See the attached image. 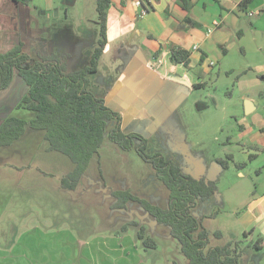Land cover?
<instances>
[{
    "label": "rangeland",
    "instance_id": "1",
    "mask_svg": "<svg viewBox=\"0 0 264 264\" xmlns=\"http://www.w3.org/2000/svg\"><path fill=\"white\" fill-rule=\"evenodd\" d=\"M47 1L32 2L33 44L49 54L68 53L65 60L71 71L87 66L99 38L95 0H76L73 5L53 0L54 7L44 12ZM93 74L88 78L95 82ZM232 83L212 86L207 82L187 92L158 128L146 131V152L162 154L184 174L214 176L217 193L191 208V214L209 233L207 248L244 240L240 264H264V249L245 241L238 220L249 198L264 187V146L256 149L240 137V124L250 121L251 116L242 109L244 93ZM249 93L258 97L257 92ZM199 102L205 104L201 109ZM11 115L29 121L35 112L21 107ZM110 123L108 129L113 125ZM28 132L34 144L41 143L33 161L46 162L48 173L44 184L15 190L14 200L0 223L5 231L1 243L8 242V236L18 239L37 227L33 234L51 231L53 241L66 242L67 261L76 264L187 263L169 227L157 223L139 201L131 199L125 208L113 207L116 198L112 192L116 190L128 191L162 208L168 204L169 189L134 148L122 149L106 132L78 185L72 190L55 189L57 172L68 173L73 163L62 153L44 149L43 130L29 127ZM137 133L144 136L140 129ZM248 154H253L251 159ZM228 155L245 165L237 168ZM216 158L227 159L229 167L220 168ZM34 178L37 174L28 173L24 181ZM132 221L144 227L145 235L155 241L156 247L144 248L137 238L139 226ZM217 231L219 237L214 235ZM82 245V255L78 256Z\"/></svg>",
    "mask_w": 264,
    "mask_h": 264
},
{
    "label": "crops",
    "instance_id": "2",
    "mask_svg": "<svg viewBox=\"0 0 264 264\" xmlns=\"http://www.w3.org/2000/svg\"><path fill=\"white\" fill-rule=\"evenodd\" d=\"M134 1L111 0L107 41L92 75L95 82L89 78L91 91L121 114L123 131L140 129L146 137V131L158 128L196 84L202 87L207 82L214 86L233 81L244 93V114L251 116L250 121L240 124V137L256 149L264 146V98H260L264 97V0H250L244 7L240 6L242 0H192L188 9L179 0H144L147 13L143 17L137 16L139 7ZM32 2L0 0V53L21 43L23 51L31 56L49 54L33 44ZM75 2L64 0L67 5ZM54 5L48 0L44 12ZM209 27L213 30L207 33ZM176 46L190 52L187 66L171 61L170 48ZM26 91L27 85L18 75L8 87L0 89V123L21 108L18 104ZM249 91L257 92L258 97L249 96ZM248 104L250 111L246 112ZM204 106L198 103L199 109ZM34 116L29 121L23 119L26 125L20 137L0 146V223L16 189L45 183L46 162L33 161L41 143L35 145L28 132ZM28 173L37 174V179L25 182ZM55 176L56 189L63 175L57 172ZM239 215L241 230L247 234L245 241L264 249V187L249 198ZM33 230L18 239L11 235L6 237L8 242H0V264L78 263L67 261L66 242L53 241L51 231L33 234ZM4 237L5 231L0 228V241ZM82 251L83 245L78 256Z\"/></svg>",
    "mask_w": 264,
    "mask_h": 264
},
{
    "label": "trees",
    "instance_id": "3",
    "mask_svg": "<svg viewBox=\"0 0 264 264\" xmlns=\"http://www.w3.org/2000/svg\"><path fill=\"white\" fill-rule=\"evenodd\" d=\"M29 4L33 0H19ZM184 9H188L192 0H179ZM250 0H242L245 6ZM111 0H96L99 38L87 66L69 71L66 69L67 54H44L31 56L24 52L19 43L9 51L0 53V89L8 87L18 75L27 85L18 107L35 112L29 126L43 130L47 149L67 156L73 163L71 171L60 177L61 188L74 189L87 168L90 158L97 153L103 143L106 132L111 141L124 150L134 148L138 155L150 163L158 178L169 189L168 204L165 208L138 199L128 191L116 190L114 208H125L128 200H137L157 223L169 227L170 235L178 242L181 253L187 259L186 264H240L245 245L244 240H235L225 245L210 246L209 233L201 222L191 214V208L205 201L217 190L214 176H192L180 171L173 161L162 154L146 152L147 139L137 132L125 133L122 129L121 114L108 106L105 100L97 97L89 88L88 76L97 69L99 58L105 47L107 10ZM190 52L181 47L170 48V59L174 64L188 65ZM199 87V85H195ZM113 125L107 128L108 124ZM111 124V123H110ZM26 122L9 115L0 123V146H6L20 137ZM108 130V131H107ZM253 154H248L251 159ZM237 168L244 162H234ZM220 168H228L227 159L216 158ZM137 238L144 248L156 247L155 241L145 235V229L138 222ZM126 225L123 226L125 229ZM214 235L219 237L220 232ZM244 238L246 233L243 234ZM257 247V246H255Z\"/></svg>",
    "mask_w": 264,
    "mask_h": 264
},
{
    "label": "built area",
    "instance_id": "4",
    "mask_svg": "<svg viewBox=\"0 0 264 264\" xmlns=\"http://www.w3.org/2000/svg\"><path fill=\"white\" fill-rule=\"evenodd\" d=\"M144 0H135L134 3H135V6L136 7H139V10L137 11V16L139 17H143L146 13H147V8L144 6L143 4ZM251 15L253 13H250ZM218 22H214V25H216ZM213 30V27H209L207 29V33H210L211 31ZM196 46H194L195 48Z\"/></svg>",
    "mask_w": 264,
    "mask_h": 264
},
{
    "label": "water",
    "instance_id": "5",
    "mask_svg": "<svg viewBox=\"0 0 264 264\" xmlns=\"http://www.w3.org/2000/svg\"><path fill=\"white\" fill-rule=\"evenodd\" d=\"M249 111H250V106L248 104V105H246V112H249Z\"/></svg>",
    "mask_w": 264,
    "mask_h": 264
}]
</instances>
